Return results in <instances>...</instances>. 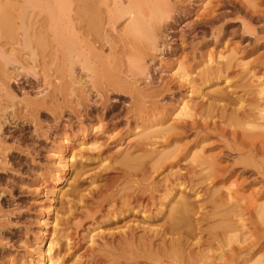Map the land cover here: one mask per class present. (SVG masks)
Masks as SVG:
<instances>
[{
  "label": "bare ground",
  "instance_id": "1",
  "mask_svg": "<svg viewBox=\"0 0 264 264\" xmlns=\"http://www.w3.org/2000/svg\"><path fill=\"white\" fill-rule=\"evenodd\" d=\"M9 1L0 0L1 34L20 37L30 63L38 47L39 54L45 49L57 55L65 75L78 72L75 90L64 91L47 109L62 133L48 148L52 172L34 175L35 187L50 190L44 216L54 212V198L71 176L102 185L84 195L78 183L70 186L60 195L69 206L60 225L53 222L56 234L41 231L34 244H24V255H6L3 264H247L259 252L255 264H263L264 250L256 246L264 238V58H252L258 46L233 43L225 56L213 58L216 46L228 47L230 39L210 25L212 50L205 51L210 43L204 40L186 43L184 35L182 51L173 49L175 25L211 17L212 0H23L15 12ZM35 12L39 19L32 22ZM7 55L0 51L4 88L13 62ZM156 71L159 81L150 79ZM166 71H174L169 79ZM81 79L92 81L89 90ZM115 96L129 102L120 132L110 119L113 125L104 124ZM95 159L102 173L87 175L84 164ZM127 215L160 219L161 229L132 224L92 235ZM247 223L257 226L255 240Z\"/></svg>",
  "mask_w": 264,
  "mask_h": 264
},
{
  "label": "rangeland",
  "instance_id": "2",
  "mask_svg": "<svg viewBox=\"0 0 264 264\" xmlns=\"http://www.w3.org/2000/svg\"><path fill=\"white\" fill-rule=\"evenodd\" d=\"M2 1L5 2L6 0L5 1L2 0ZM14 1L16 0H10L9 4L10 6L11 5L13 6L14 8L13 10L15 12L19 9V4L17 2H23V0L22 1L17 0L15 3ZM248 1L251 3V5L253 4L255 5L253 10L250 9L251 6L250 7L248 6ZM212 5L214 7V12L211 17H208L207 19H198V20L195 17H190L188 20L184 22L180 21L177 25H175V29H176V30L174 29L175 35L174 34L171 35L173 39L172 48L178 50L179 47H181V43H180L181 41L179 40H180V36L184 35L186 36L185 39L186 43H189L191 41H193L192 43H196L199 41L202 42L204 40L206 41V43H208V45L210 43L209 45L210 48L208 46L209 49L207 48L205 51L212 50L213 44H211L212 41L210 40L211 37L209 34V26L212 25L214 28L221 27L222 30L225 31L226 35L224 34V36L226 37V39L227 37H229L230 39L229 41H227L229 43L225 44L226 46L228 45V47H225L224 44L216 46L214 52L215 54H213V58L217 57L218 53H220L221 56H225L227 50L234 47L238 43H240V45L242 46L244 45L245 47L246 46L252 47L254 44L257 45L258 50L256 53L253 54L252 58L259 56H262V58H264V0H212ZM28 14H30V12H28ZM35 16H36V12L31 17L32 22L35 21L34 19L36 20L39 19L38 17ZM189 24L190 26L192 24L195 25L194 30L192 29V27H190V29L186 27ZM243 25L246 29H248V31H250L251 35H248L247 31H244L245 29ZM123 26H124V22L119 21V23L116 25V30L121 32ZM36 27H37L36 24L35 26L33 25V28ZM30 32L32 35L33 33L32 28L29 31V33ZM111 34L113 38H119L117 36V33L115 34V32H111ZM31 35H29V37ZM231 35H233V37H231ZM15 37L16 36L14 35L9 37L2 35L0 32V51L2 53L4 52L5 55L8 54L10 58H13V62L10 63L7 67L8 70L6 77L7 79H4V83H6L7 86L6 88L8 90L0 86V90H1L0 113L3 112L4 114V115L0 114V117L5 116L4 118L2 117L3 123L0 122L2 123V125L0 124L1 125L0 126L1 129L0 130V142H1L0 143V263L1 264L4 263V260L1 259H5L4 257H6V255H10L11 257L16 256L17 254L19 256H21V254L24 255L25 251L22 252L23 250L22 247L25 246L26 248L27 243H29V245L34 244L35 237L37 238L38 235L42 233L41 231L48 230L47 232L50 234L54 232L55 229L52 228L53 225L55 226V223L53 222H56L57 220L59 221V219H62L61 220L62 222L63 219H65L63 215L66 213V210L69 206L67 204V198L65 199V197H60V195L62 193H66V191L69 190L70 186H74V185L77 186L76 184L78 183V185H81L80 186L81 188L79 189L80 194L84 195L87 189L89 188L93 189L95 185L96 186L102 185L101 182H96L95 184H92V186L94 185V187H92L91 182H89V180H85V181L80 180L79 182H77L76 179L72 180L73 176H71V178H69L68 180V183L64 184L62 192H60L58 197L55 196L54 198L56 202L54 204V212L52 211L50 213V216H48L49 218L48 220L44 216L45 209L42 207L48 205L50 190H48L47 188L43 190V187L42 188L35 187L34 178L36 179V176L42 174V172L44 173L45 169L48 172L49 171L52 172L53 161L52 158L50 157V154L48 153V148L50 149L51 145L54 143L53 140L57 138V135H60L62 133L61 130L62 127L53 123L52 120L53 117L52 115H50V112L47 109H52L49 107H54L56 102L60 101L59 97L61 96V94L65 93L64 91L67 90L66 92L68 93L69 88H71L70 90L72 91L75 90L73 81L75 80V78H77L78 72L75 71V73H73V76L70 75L73 78L71 79L69 75H65L64 73H62L63 71L61 72L62 67L58 69L60 66L59 62H61V60H57L58 57L56 58L54 57L57 55H55L53 51L52 52L50 51L51 52L50 53L47 52L48 50L46 51L44 49L45 52L43 53L44 50L41 52L43 55L39 54V52L42 49L38 51V49L40 48L33 47L34 46L33 44H32L33 46L32 45L31 46L33 47V49L37 51H36L34 63H30L31 61L27 60L28 56L22 53L21 45L19 42L21 41V39L19 40L20 37L18 38ZM202 37L204 39H202ZM225 37H223V39H225ZM34 38H38V37L34 35ZM32 40L34 42L33 38ZM222 41L226 42V40H222ZM181 48L179 49L180 52L182 51ZM47 49L50 48L47 47ZM187 51L189 52V50ZM187 51L185 50L184 52L187 53ZM44 54L45 55L47 54L46 55L47 57ZM21 55H23V57ZM166 57L168 56H165V58ZM29 65L30 66L33 65L32 66L33 68L32 69L28 68ZM171 72L166 71L162 75L164 77H167V79H169V77L174 73V71L172 73ZM187 72L191 76H194L193 74L194 72L191 65L187 68ZM151 77H153V79L156 78L157 81H159L158 79L160 77V74L158 73V71H156L150 76V79ZM83 81L84 80H82V82ZM91 82L90 83L86 82V84L83 85L84 90L90 89ZM64 101L67 102L66 98ZM110 101H111L110 109L112 110H110V114H109L110 116L108 115V118H106L104 124L105 123L106 124L108 123L109 125L118 124L116 131L117 132L124 131L123 129H125V126H124L123 114L126 108L129 107V102L128 100L119 99V97L116 96L112 97ZM175 103L176 102L172 101L170 105L171 109L175 108L176 106ZM162 104L168 105L169 101L165 99L162 102ZM4 109L5 111H3ZM68 115L69 114L63 116L62 118L63 125L66 124L65 121L69 119ZM109 121L113 124L109 123ZM85 123L88 124L87 121H85ZM133 126L134 125H131L130 129L133 128ZM34 128L39 129L40 131L39 130L36 131V129ZM137 132L138 131H136V133ZM190 139H192V137L187 139V141H190ZM211 142L213 143L216 142V139L215 138L212 139ZM226 159L231 161L232 157H226ZM186 161H189V159ZM84 165L86 166L85 170L87 175H91V174L93 175L94 173L97 172L102 173L103 166H101L96 159L91 162H87ZM49 183L50 184L53 183L52 180H49ZM82 190L84 192H81ZM74 202L76 201L74 200ZM54 217L55 218L57 217V219H54ZM43 220L47 221L46 222L47 224L49 222V225H47L48 227L43 226L44 224H46ZM58 221L56 222L57 226H59L61 223L60 221H59L60 223ZM74 223H78V220L74 221ZM248 223L246 224V229H247L246 232L252 233L250 239L255 240L258 237L254 235L255 232L257 231L256 229L257 226L255 225L252 227ZM132 224L133 225L137 224L136 226H140V227H146V228L148 227L153 230L161 229L160 227L162 225L160 219L158 220L155 219L152 221V220L143 219V216L131 215V217L128 216L124 221L115 220L113 221V223L107 222L102 224L100 226V229L95 230V232L92 235L98 234V232L105 234H112V233L115 234L118 232V229L123 230L124 227H126V225L133 226ZM57 226L55 227L57 228ZM56 232L57 231L55 230V233L52 235H55ZM243 237L247 238L249 236L248 234H246ZM259 239L260 240L257 242L256 246L258 247L261 246V250H264V238L262 239L259 238ZM86 245L87 244H84L85 247ZM11 246L13 248H11ZM47 246L48 245H46L45 247L48 248ZM233 247L237 248L236 245H233ZM46 248L44 249L46 250ZM55 249L57 250V248H54L51 251V253H53ZM14 250L16 252H14ZM258 251L259 250H257V252ZM260 256H262V254L259 252L247 264H255L257 260H259ZM67 264H72V263L69 261Z\"/></svg>",
  "mask_w": 264,
  "mask_h": 264
}]
</instances>
